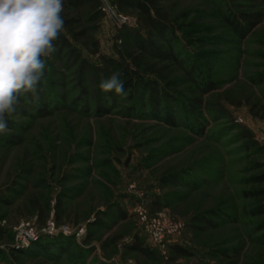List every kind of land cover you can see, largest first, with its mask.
Here are the masks:
<instances>
[{
	"label": "rangeland",
	"instance_id": "1",
	"mask_svg": "<svg viewBox=\"0 0 264 264\" xmlns=\"http://www.w3.org/2000/svg\"><path fill=\"white\" fill-rule=\"evenodd\" d=\"M116 1L100 0L101 54L143 51L160 74L105 93L57 47L0 134V264H264V19L227 22L263 0H160L161 31Z\"/></svg>",
	"mask_w": 264,
	"mask_h": 264
},
{
	"label": "clouds",
	"instance_id": "2",
	"mask_svg": "<svg viewBox=\"0 0 264 264\" xmlns=\"http://www.w3.org/2000/svg\"><path fill=\"white\" fill-rule=\"evenodd\" d=\"M65 0H0V134L8 130L22 97L39 103L47 60L65 30ZM121 74L102 79L105 92L123 95ZM111 99V97H106Z\"/></svg>",
	"mask_w": 264,
	"mask_h": 264
},
{
	"label": "trees",
	"instance_id": "3",
	"mask_svg": "<svg viewBox=\"0 0 264 264\" xmlns=\"http://www.w3.org/2000/svg\"><path fill=\"white\" fill-rule=\"evenodd\" d=\"M159 1L160 0H117L116 4L120 11L124 13H127L129 8L136 10V15L141 26L139 30L150 28L161 31L165 30L169 21L168 16L163 12L162 7L159 5ZM100 6V0H65L63 12L65 30L56 42V46L61 53L67 52L71 58L78 59V61L80 60L83 68H91L89 70H93L95 74L98 73L103 75L105 79L113 72L120 73V78L124 81V89L144 84V77L147 75L160 74L159 70L154 68V64H151L143 56V51V54L136 55L131 50H121L119 51L120 54L118 58L101 54L99 42L94 39L93 36L95 24L97 25V22L102 16ZM263 19L264 14L261 12H241L237 16L228 17L227 22L233 31L237 34H241L245 31V26H243V24H245L248 29H253L261 23ZM72 41L88 48L91 54L99 56L103 62V68L96 64H90L86 58H83L82 50L76 48ZM67 70L69 71V68H67ZM245 136L249 135L246 134ZM261 202L262 205H264V198ZM60 204L61 202L58 201V205ZM121 215L123 216L124 213L122 212ZM136 249L142 251V248L138 244ZM237 263L238 261L236 259L227 264Z\"/></svg>",
	"mask_w": 264,
	"mask_h": 264
},
{
	"label": "built area",
	"instance_id": "4",
	"mask_svg": "<svg viewBox=\"0 0 264 264\" xmlns=\"http://www.w3.org/2000/svg\"><path fill=\"white\" fill-rule=\"evenodd\" d=\"M55 227L54 222L49 225V228L53 230ZM149 228H157V224L150 225ZM16 230L18 232V242L21 245L28 243L30 240L35 238V231L33 226L29 223L21 222L17 227ZM154 239L157 242L162 241L163 239V232H155L154 231Z\"/></svg>",
	"mask_w": 264,
	"mask_h": 264
}]
</instances>
